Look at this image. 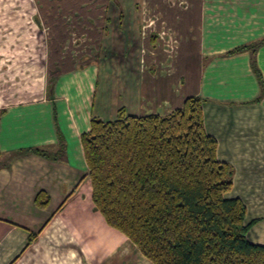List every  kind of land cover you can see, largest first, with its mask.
I'll return each mask as SVG.
<instances>
[{
    "label": "crops",
    "instance_id": "0c3cea01",
    "mask_svg": "<svg viewBox=\"0 0 264 264\" xmlns=\"http://www.w3.org/2000/svg\"><path fill=\"white\" fill-rule=\"evenodd\" d=\"M103 3L94 58L61 72L46 60L48 36L36 12L34 17L30 8L21 12L18 2V22L9 32L0 25V264H112L109 260L133 254L138 264H147L136 245L95 209L81 141L93 117L106 119L94 111L91 93L92 64L109 25L124 21L123 28L112 30L116 37L124 32L123 41L138 48L141 63L135 88L123 91L131 95L118 109L131 115L168 114L188 96L205 98V126L219 140L218 156L236 167L233 188L242 182L239 166L233 157L220 156L225 150L220 124L228 109L252 114L248 126L255 128L256 144H264V0ZM167 11L172 24L160 21ZM195 14L199 25L193 23ZM253 153L264 154V146ZM259 175H264L261 168ZM40 191L50 197L43 208L36 204ZM247 219L260 224L264 217L251 215L248 208Z\"/></svg>",
    "mask_w": 264,
    "mask_h": 264
},
{
    "label": "trees",
    "instance_id": "16d2710c",
    "mask_svg": "<svg viewBox=\"0 0 264 264\" xmlns=\"http://www.w3.org/2000/svg\"><path fill=\"white\" fill-rule=\"evenodd\" d=\"M205 100L189 96L168 114L93 117L81 140L94 207L154 264H264V244L248 236L257 219L247 222L246 202L228 196L235 167L218 156ZM49 201L37 194L40 207Z\"/></svg>",
    "mask_w": 264,
    "mask_h": 264
},
{
    "label": "rangeland",
    "instance_id": "374dc122",
    "mask_svg": "<svg viewBox=\"0 0 264 264\" xmlns=\"http://www.w3.org/2000/svg\"><path fill=\"white\" fill-rule=\"evenodd\" d=\"M104 1L105 0H0V25L2 26L3 24L8 30L10 25H15L18 22L15 15V13L19 12V7H17L19 5L18 2L20 3L21 12L29 8L32 10V14L36 12V16H39L44 26L45 34L48 36V46L50 50L47 47L46 60H49L50 64L53 65L52 67L55 72H61L62 70L76 67L78 62L94 58L95 55L93 50L95 46L98 45V28L101 23V18L104 15ZM116 2V6H120V0H116ZM184 6L188 7L187 4ZM166 9L169 8L167 7ZM22 14L23 13H21V17H23ZM171 15L169 11L165 16H161L160 21L171 22L172 24ZM34 16L33 14V17ZM125 17V15L122 17L123 20ZM117 18H119V16H117ZM194 20L193 23L197 25V22H199V14L194 15ZM22 24L25 25L24 23ZM123 24L124 21H122L121 24L118 23L119 26L109 25L106 28L102 41V50L97 54L98 58H96V63L92 64L94 72L92 79L95 87L91 94H95L96 97L94 111H97L100 115L110 120L118 117L119 110L121 109V106L118 109V103L120 102V104L123 105L122 100H127V97L131 95V93H123V91L133 90L136 84L135 81L140 74L141 63L139 61L138 48L132 46L130 44L131 42L128 43L125 37V41H123L122 35L124 32H121L119 37H116L118 32L112 30V27L123 28ZM171 24L170 26H172ZM81 64L83 65L84 63L81 62L78 67L81 66ZM120 93L123 94L118 95ZM231 111L232 109H228L220 124L225 130L224 134L221 135L223 140L221 143H223L222 145L225 150L224 154H220V156L222 157L224 155L225 157L229 156L234 158L239 166V176L242 182L239 181L228 196L241 197L248 205L251 215H261L264 217V175H259L260 168L264 170V166H260L264 164V154L253 153L254 148L259 150V147H262V145L264 146V144L261 146L256 144L253 135L255 128L248 126L253 123L252 114ZM126 113L130 114V111L126 110ZM262 116L264 117V114ZM2 159L1 157V160ZM256 161H258V163L255 165ZM26 171L28 172L27 177L29 178L32 175L31 168L26 167ZM80 184L81 181L74 188L69 189V195L67 194L68 197H66L65 200L71 197ZM249 220L250 219H247L246 221L248 222ZM105 222L110 226L106 220ZM122 234L124 233L122 232ZM125 236L130 240V243L135 246L134 242L127 235ZM248 236L251 241L264 243V220L260 224H254ZM258 236H262V238L259 239ZM136 247L134 248L138 256L142 259V263L153 264V262ZM109 261H113L112 264H138L140 260L133 254L130 259H120L117 261L111 259ZM95 263L108 264L103 260H99Z\"/></svg>",
    "mask_w": 264,
    "mask_h": 264
}]
</instances>
